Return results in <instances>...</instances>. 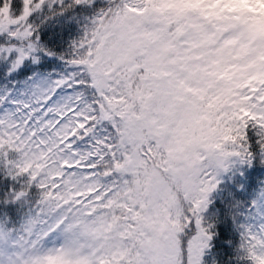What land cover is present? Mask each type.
I'll list each match as a JSON object with an SVG mask.
<instances>
[{"label": "snow or ice", "instance_id": "6c2138e0", "mask_svg": "<svg viewBox=\"0 0 264 264\" xmlns=\"http://www.w3.org/2000/svg\"><path fill=\"white\" fill-rule=\"evenodd\" d=\"M0 264H264V0H0Z\"/></svg>", "mask_w": 264, "mask_h": 264}]
</instances>
